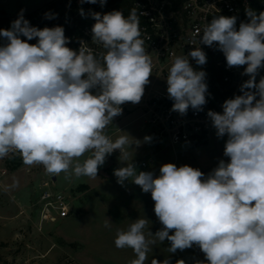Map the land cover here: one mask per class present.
<instances>
[{
  "label": "clouds",
  "instance_id": "clouds-1",
  "mask_svg": "<svg viewBox=\"0 0 264 264\" xmlns=\"http://www.w3.org/2000/svg\"><path fill=\"white\" fill-rule=\"evenodd\" d=\"M85 2L97 0H80ZM23 11L10 29H0L7 41L0 45V158L18 152L25 165H43L53 176L95 179L107 155L119 150L120 160L127 161L126 149L142 143L128 134L113 141L104 132L122 113V104L141 101L153 71L137 8L127 18L120 11L91 13L96 21L92 43L100 51L84 41L78 50L67 47L63 27H32ZM246 14L248 22L238 29L235 16H219L196 32H202L199 43L212 47L215 42L228 67L246 65L242 74L249 76L242 95L225 100L222 113H207L217 137H228L224 156L230 162L221 160L207 177L173 163L162 165L159 176L137 173L132 163L114 170L119 184L130 179L151 193L163 225L155 234L146 233L149 222L139 218L117 232L115 246L131 248L136 256L131 264H145L151 246L166 239L170 253L198 245L208 264H264V77L256 81L264 68V11L257 15L248 8ZM80 15H85L82 8ZM34 38L37 43L27 42ZM189 57L200 66L207 61L196 47L187 56H175L167 74L171 111L181 115L207 103L206 73L194 69ZM151 139L145 136L144 142ZM86 152L91 156L81 163Z\"/></svg>",
  "mask_w": 264,
  "mask_h": 264
},
{
  "label": "rangeland",
  "instance_id": "rangeland-1",
  "mask_svg": "<svg viewBox=\"0 0 264 264\" xmlns=\"http://www.w3.org/2000/svg\"><path fill=\"white\" fill-rule=\"evenodd\" d=\"M42 1L0 0V19L7 16L16 20L22 9L24 16ZM5 43L0 39V45ZM133 118L127 116L124 122ZM143 124L141 120L134 121L123 133L142 142L138 147L133 144L126 149L128 160L121 161L120 156L107 155L95 179L75 175L65 178L63 172L53 176L45 171L43 165H25L18 152H10L8 156L0 158V264H23L26 261L27 264H66L73 258L87 264H124L123 259L127 254L134 252L131 248L119 249L115 246L117 232L126 230L134 217L145 215L140 210L146 209L147 204L150 207L155 204L151 201V194H147L144 197L149 202L139 205L141 209L138 206L128 207L129 198H139L135 193L142 190L130 179L123 185L119 184L114 175L115 169L126 167L127 163H132L137 173L153 172L159 165L157 160L149 166L142 165L153 155L150 143L144 142L149 130L147 127L143 130ZM212 135L209 144L190 147L186 160L183 158L175 165H188L199 169L205 176L209 175L221 161L219 158L224 155L228 139L227 135L217 137L216 129ZM90 156L91 152H86L79 160L82 163ZM160 168L154 176H159ZM46 181H51L52 187L70 197L76 212L74 216L54 223L46 222L40 227L38 200ZM87 183L97 189V196H94V189L88 190L90 186ZM83 184L88 187L81 189ZM130 186L133 189H128ZM106 221L109 227H105ZM75 243L81 244V247L77 248Z\"/></svg>",
  "mask_w": 264,
  "mask_h": 264
},
{
  "label": "built area",
  "instance_id": "built-area-1",
  "mask_svg": "<svg viewBox=\"0 0 264 264\" xmlns=\"http://www.w3.org/2000/svg\"><path fill=\"white\" fill-rule=\"evenodd\" d=\"M252 7L264 10V0H133L132 9L137 8L142 38L152 59L153 71L141 101L122 104V113L113 118L105 128V134L115 141L130 124L141 120L144 123L142 129L148 128L146 136L152 138L149 143L156 150L205 144L215 130L207 116L208 111L222 113L225 100L242 95L241 85L249 76L242 74L246 65L228 67L226 57L215 42L212 47L199 43L202 32L196 36L197 29L202 31L213 18L237 17ZM84 13L83 17L79 13L71 21L72 32L66 46L78 50L80 42L84 41L94 51H100L102 49L92 43L91 30L96 21L88 11ZM196 47L206 53V64L197 65L191 57L189 61L194 69L206 73L207 103L200 111L189 107L187 113L181 115L171 111L174 101L168 97L167 74L175 56H187ZM261 77H264V68L259 70L256 81L259 82ZM127 116L134 118L124 122ZM111 155L120 156V151L114 150ZM153 163L155 159L150 156L142 165L146 167ZM53 183L55 186L54 180ZM43 186L45 189L38 200L40 227L46 222L54 223L68 218L73 211L72 201L64 191L52 187L51 181L44 182ZM23 264H27V261ZM66 264L81 263L69 259Z\"/></svg>",
  "mask_w": 264,
  "mask_h": 264
},
{
  "label": "crops",
  "instance_id": "crops-1",
  "mask_svg": "<svg viewBox=\"0 0 264 264\" xmlns=\"http://www.w3.org/2000/svg\"><path fill=\"white\" fill-rule=\"evenodd\" d=\"M50 1L51 0H43L37 7L32 8L31 10L27 11L26 13H29L35 9H38V8H42ZM130 125L128 127H130ZM212 138H213V135L205 144L206 145L209 144V142L212 140ZM205 144H203V145H205ZM190 147L193 148L196 146L178 145L176 147L164 148L162 150H156L155 148L152 147L153 148V152H152L153 155H151V156L154 157L155 161L157 160L159 162V165H157L153 169L152 173L154 174L165 163L166 164L167 163L177 164L183 158H185V160H186L187 155L190 154ZM220 160H224L226 163L230 162V158L226 157L224 155L219 158V161ZM190 163H192V162H190ZM207 176L208 175H206L205 177H207ZM88 185L90 186V188L88 190L94 189L96 192V194L94 196H97L98 195L97 189H95V187H92L90 184H88ZM138 188L140 190H142L139 185H138ZM128 189H133V187L130 186V187H128ZM135 194L138 195L139 198H129V203L127 204V206L131 207V208H135L136 206H138V208L141 209V207L139 205L142 204V206H143V204H146L147 202H149V200H147L144 197V195L151 194V193L150 192L149 193H145V192L143 193L142 191H140V192L135 193ZM151 201H153V200H151ZM72 204L74 207L73 202H72ZM145 207H146V209L142 208L140 210V212H144L145 215L142 214L141 216L134 217V220L131 219V221L134 222L139 218L147 219L149 224H148L147 228L145 229V232L147 233V231H150L151 233L155 234L158 230H160L163 227V225L160 223L157 216L155 215L154 207H150V206H148V204ZM75 212H76V209L73 208V211L69 217L74 216ZM18 217H19V215H18ZM61 220H63V219H61ZM132 222H130V224ZM34 224L37 225L38 223L34 222ZM130 224H127L128 226L126 225L127 228L129 227ZM170 234H173V231H170ZM75 244H77V246H76L77 248L81 247V244H79V243H75ZM169 247H170V242L167 239L162 243L157 241L156 244L151 246V251L148 253V258L145 261V264H151V261L153 259H156V260L161 261V262L164 261L165 259H167L169 261V264H177V261H179V260H184L185 264H196L197 261H204L205 264H208V262L206 261V258H205V254L201 251V249L199 248L198 245L194 244L191 248H187V249H184L182 251L177 250L175 253H170L168 251ZM73 259L76 260L75 258H73ZM134 259H136L135 254L129 253V254H127V257L123 259V263L124 264H131V261H133ZM76 261L81 263V264H87L85 261H81L80 259H77Z\"/></svg>",
  "mask_w": 264,
  "mask_h": 264
},
{
  "label": "trees",
  "instance_id": "trees-1",
  "mask_svg": "<svg viewBox=\"0 0 264 264\" xmlns=\"http://www.w3.org/2000/svg\"><path fill=\"white\" fill-rule=\"evenodd\" d=\"M132 1L133 0H106V3L101 6L99 0L97 3H80V0H51L44 7L33 10L26 15L24 19L29 21L30 26L43 29L45 27L53 28L56 26H61L65 30V36L68 37L72 32L71 21L80 13L82 8L84 11L91 13H100L101 16L112 11H120L125 18L128 17L130 11L132 10ZM254 10L257 15L264 11L259 7L250 8ZM46 14H53L54 18L49 19L46 17ZM236 20V28H239L241 22H248L249 18L246 14V11L238 15ZM15 21L7 16L0 19V29H10L12 22ZM23 40H26V37H20ZM6 43V39L0 37ZM29 44L37 43V39H32L27 41ZM88 185H81L82 188H87Z\"/></svg>",
  "mask_w": 264,
  "mask_h": 264
},
{
  "label": "water",
  "instance_id": "water-1",
  "mask_svg": "<svg viewBox=\"0 0 264 264\" xmlns=\"http://www.w3.org/2000/svg\"><path fill=\"white\" fill-rule=\"evenodd\" d=\"M53 179L55 180L56 178L54 177Z\"/></svg>",
  "mask_w": 264,
  "mask_h": 264
}]
</instances>
